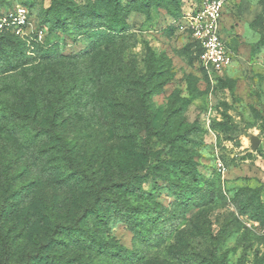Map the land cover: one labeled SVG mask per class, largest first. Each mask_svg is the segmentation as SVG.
Listing matches in <instances>:
<instances>
[{
	"label": "rangeland",
	"instance_id": "374dc122",
	"mask_svg": "<svg viewBox=\"0 0 264 264\" xmlns=\"http://www.w3.org/2000/svg\"><path fill=\"white\" fill-rule=\"evenodd\" d=\"M192 1L0 0L1 10L29 8L35 29L50 26L52 35L46 38V33L43 42H56L51 54L65 57L90 51L99 25L105 32L118 20L126 25L118 44L109 50L99 47L84 61L89 65L100 51L104 63L138 76V84H118L119 93L131 98L116 105L122 109L133 102L143 109L146 104L149 130L136 136L127 123L116 130H127L119 138L107 129L81 138L76 123L68 122L70 145L92 161L81 166L77 177L97 180L90 168L95 167L91 153L100 155L99 146L113 160L110 170L105 173L104 166L98 175V189L106 191L102 197L116 200L111 208L104 201L96 204L108 222L88 217L80 226L92 236L90 250L82 252L86 264H264V240L252 225H264V0H228L222 39L232 66L223 77L203 66L191 39L175 28L173 18ZM6 44L0 39V46ZM11 57L0 53V129L10 107L3 96L17 104L25 76L33 75L29 69L41 62L34 51ZM12 60L17 70L2 73ZM151 72L154 79L147 81ZM137 89L146 91L143 104L135 98ZM253 136L260 140L256 151L250 148ZM3 145L8 146L0 135V153ZM132 153H142L144 160L138 162ZM2 155L9 158L12 152ZM10 169L16 192L31 182L30 176L16 177L20 168ZM12 195L0 208L13 210L0 222V264H51L53 252L45 254L37 236L41 226L33 205L38 201ZM65 195L66 215L83 213L79 205L92 206L73 183ZM65 241L77 243L74 237Z\"/></svg>",
	"mask_w": 264,
	"mask_h": 264
},
{
	"label": "trees",
	"instance_id": "16d2710c",
	"mask_svg": "<svg viewBox=\"0 0 264 264\" xmlns=\"http://www.w3.org/2000/svg\"><path fill=\"white\" fill-rule=\"evenodd\" d=\"M181 15L182 11L179 16L173 18L175 23ZM39 28L46 30V38L48 35H52L50 26L41 24ZM101 28L103 26L99 25L94 30L97 33H95L96 38L89 49L90 51L81 56L71 55L68 57L57 53L51 54V51L57 48V43L47 41L48 39L42 44L32 42V48H29L26 43L11 34L0 35V39L7 42L6 45L0 46L1 55L9 53L12 55V59L18 58L21 54L28 57L29 53L33 51L41 55V62L29 69L33 75L25 76V82L18 89V100L15 101L17 104H13L3 96V100L6 103L9 102L10 107L6 109L3 121L5 123L0 129L3 143L8 144L5 149L4 145L1 147L4 150L0 153V208L3 201L9 200L10 195L13 196L12 194H15L14 196L17 198L24 197V202L38 201L37 205H33L37 210L35 211V216L38 218L37 223L41 226L37 231V236L41 238L40 249H43L45 254L48 249L52 250L53 254L49 258L51 264H75L76 262L86 264L85 254L82 252L90 250L92 236L87 235L89 231L85 233L80 226L88 217L90 219L100 216L96 210V204L104 201L107 208L114 207L116 204V200L102 197L106 191L98 189V180L100 179L98 175L103 173L104 166L105 173L112 167L113 160L108 159L111 153L103 146H99V149L102 150L100 151L101 156L92 151L91 157L94 155L92 159L95 167L90 169L95 177L97 175V180L89 178L90 180L86 181L77 177V173L83 172L81 166L86 161L89 163L92 161L88 157L81 158L82 153L79 150L74 151L70 145L72 139L68 135L71 132L68 122L76 123L74 128L81 138L85 135L88 137L101 134L106 129L110 130L107 132L108 135L119 138L120 135L123 136L127 133V130L122 129V133L119 131L118 134L116 130L120 129V125L125 126L127 123H131L132 134L135 133L136 136L143 129L149 130L146 125L149 123L146 117L148 114L146 104L142 105L143 109H136L133 102L131 106L124 104L122 109L116 105L120 99L125 102L131 98L130 95L119 93L122 86L118 84L122 82L131 85L138 84L140 83L138 76L127 70L122 72L114 64L104 63L100 51L95 54L94 61L89 65L85 64L84 59H87L92 51L99 47L109 50V45L118 44L120 42L119 34L126 30V25L124 21L118 20L111 29H105L106 32ZM175 28L177 29L176 25ZM190 46L192 49L197 48L198 53L201 52L193 40H191ZM9 47L14 48L15 54ZM26 63L27 60L20 66ZM17 68L18 65L16 66L12 60L7 64V70H3L2 73L13 72ZM153 74L154 72H151L147 81L151 78L154 79ZM224 74L215 75L223 77ZM143 84H147V82H143ZM137 90L135 98L143 104L147 99L146 91L145 89ZM144 123L145 126H142ZM92 126H97V129L94 130ZM6 151H11L12 156L8 158L5 155L4 158L2 154ZM132 154L138 162L144 160L142 153ZM81 160H83V164L80 165ZM137 166L139 165L137 164ZM17 167L21 169V172H16L17 178L30 176L32 180L27 186L16 192V185L10 179L12 176L10 168L16 169ZM39 171L44 172V175L39 174ZM55 171L58 177L55 176ZM138 176L139 174L135 172L131 174V179L135 180ZM22 182V180L19 181V183ZM72 183L92 200V206L89 208L79 205L76 208L83 213L66 215L65 209L68 206L65 203L67 199L65 192L67 186ZM12 211L11 206L0 210V222L5 220ZM102 220L104 224L108 222L103 216L101 222ZM256 224L264 227L258 222ZM2 233L3 230L0 228V239H2ZM70 237H74L77 242L73 246L68 245L65 241ZM69 248L73 250L72 256H69L71 255Z\"/></svg>",
	"mask_w": 264,
	"mask_h": 264
},
{
	"label": "built area",
	"instance_id": "2783aa9c",
	"mask_svg": "<svg viewBox=\"0 0 264 264\" xmlns=\"http://www.w3.org/2000/svg\"><path fill=\"white\" fill-rule=\"evenodd\" d=\"M228 0H193L182 9L175 23L181 33L187 34L200 48V60L206 69L219 76L232 65V56L222 39V18ZM46 30L34 28L29 8L17 5L0 10V35L11 34L32 48L31 43L42 44ZM218 170L223 171L221 162ZM259 236L264 238V227L252 223Z\"/></svg>",
	"mask_w": 264,
	"mask_h": 264
},
{
	"label": "water",
	"instance_id": "95a60500",
	"mask_svg": "<svg viewBox=\"0 0 264 264\" xmlns=\"http://www.w3.org/2000/svg\"><path fill=\"white\" fill-rule=\"evenodd\" d=\"M259 144H260V140L257 137L253 136V137L250 138V148H251V150L256 151L258 146H259Z\"/></svg>",
	"mask_w": 264,
	"mask_h": 264
}]
</instances>
